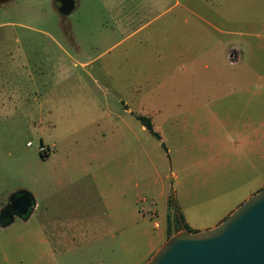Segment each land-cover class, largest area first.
<instances>
[{
	"label": "rangeland",
	"instance_id": "1",
	"mask_svg": "<svg viewBox=\"0 0 264 264\" xmlns=\"http://www.w3.org/2000/svg\"><path fill=\"white\" fill-rule=\"evenodd\" d=\"M75 4H0V264H144L264 188V0Z\"/></svg>",
	"mask_w": 264,
	"mask_h": 264
},
{
	"label": "water",
	"instance_id": "2",
	"mask_svg": "<svg viewBox=\"0 0 264 264\" xmlns=\"http://www.w3.org/2000/svg\"><path fill=\"white\" fill-rule=\"evenodd\" d=\"M60 12L70 14L75 0H58ZM29 193H15L0 213V224L13 214L26 217L34 208ZM174 234L144 264H264V188L239 205L212 229L192 233L173 215Z\"/></svg>",
	"mask_w": 264,
	"mask_h": 264
},
{
	"label": "trees",
	"instance_id": "3",
	"mask_svg": "<svg viewBox=\"0 0 264 264\" xmlns=\"http://www.w3.org/2000/svg\"><path fill=\"white\" fill-rule=\"evenodd\" d=\"M137 119L140 120V122L142 123V125L145 127V129H146L147 131H149V133H151V134L154 135L157 139H159L158 135H157L155 132H153V130H152V126H151L149 120H147L146 118H144V117H142V116H137ZM40 154H41V156L46 157V154H42V153H40ZM177 218H178V221H179V223H180V226H181L183 229H187V230H188V227L183 223V219H182V217H181V216H177ZM171 235H172V234H169L168 238H169Z\"/></svg>",
	"mask_w": 264,
	"mask_h": 264
},
{
	"label": "crops",
	"instance_id": "4",
	"mask_svg": "<svg viewBox=\"0 0 264 264\" xmlns=\"http://www.w3.org/2000/svg\"><path fill=\"white\" fill-rule=\"evenodd\" d=\"M76 5V4H75ZM230 56H231V58L229 57V62H231V63H234L235 61H237V54L235 53V52H232L231 54H230ZM228 58V57H227ZM143 117V116H142ZM151 124V123H150ZM143 126V125H142ZM145 128V127H144ZM32 197V196H31ZM33 199V198H32ZM34 201V200H33ZM34 204H35V206H34V208L36 207V203L34 202ZM33 208V209H34ZM32 209V210H33ZM186 223V222H185ZM184 223V224H185ZM185 225H187L188 226V224L186 223ZM189 227V226H188ZM189 229V228H188ZM174 234V233H173Z\"/></svg>",
	"mask_w": 264,
	"mask_h": 264
},
{
	"label": "built area",
	"instance_id": "5",
	"mask_svg": "<svg viewBox=\"0 0 264 264\" xmlns=\"http://www.w3.org/2000/svg\"><path fill=\"white\" fill-rule=\"evenodd\" d=\"M29 145H30V144L27 143V146H29ZM39 151H40V153H45V152H46V149H45L44 147L40 146V147H39Z\"/></svg>",
	"mask_w": 264,
	"mask_h": 264
},
{
	"label": "flooded vegetation",
	"instance_id": "6",
	"mask_svg": "<svg viewBox=\"0 0 264 264\" xmlns=\"http://www.w3.org/2000/svg\"><path fill=\"white\" fill-rule=\"evenodd\" d=\"M8 1H11V0H0V4H2V3H6V2H8ZM13 215L18 216V215H16V214H13ZM20 217H21V216H20Z\"/></svg>",
	"mask_w": 264,
	"mask_h": 264
}]
</instances>
